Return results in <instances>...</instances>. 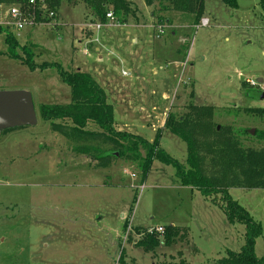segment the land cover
<instances>
[{
	"label": "rangeland",
	"instance_id": "374dc122",
	"mask_svg": "<svg viewBox=\"0 0 264 264\" xmlns=\"http://www.w3.org/2000/svg\"><path fill=\"white\" fill-rule=\"evenodd\" d=\"M128 1L135 16L126 25L97 30L91 12L74 0L61 4L55 22L21 31L6 18L14 4H0V27L32 49L36 64L90 74L113 107L117 131L152 142L169 114L179 117L192 103L215 108L214 123L231 127L244 148H262L264 140L255 134L264 132V118L245 110L264 109V96L244 83L264 81L259 0H236V8L205 0L197 25L191 15L160 12L157 3ZM204 19L207 27L200 25ZM159 27L164 33L157 39ZM7 51L1 32L0 92H28L37 122L0 130V264H216L227 251H240L244 227L227 222L221 196L206 199L181 186L174 169L157 161L142 182L130 157H112L105 165L97 160L112 153V145L66 137L41 120L38 106L68 104L70 89L55 68L31 72ZM160 147L185 163V144L167 130ZM228 194L261 225L254 250L264 257V190ZM170 226L187 233L172 245L160 236L153 251L136 245L149 230Z\"/></svg>",
	"mask_w": 264,
	"mask_h": 264
},
{
	"label": "trees",
	"instance_id": "16d2710c",
	"mask_svg": "<svg viewBox=\"0 0 264 264\" xmlns=\"http://www.w3.org/2000/svg\"><path fill=\"white\" fill-rule=\"evenodd\" d=\"M64 1L74 0H44V7L37 9V25L49 24L56 20ZM204 1L145 0V3L147 7L157 3L161 7L160 12L173 11L191 15L197 25L203 14ZM221 1L227 7H237L236 0ZM80 2L91 12L93 24L106 25L108 23L106 15L109 13L120 25H126L128 19L135 16V10H132L128 0H80ZM27 3L28 0H0V4H14L24 9ZM259 4L264 12V0H259ZM49 12L54 13V18L47 17ZM163 23V18L159 17L158 24ZM1 32L5 33L8 57L21 62L31 72L55 68L61 82L70 89L68 104L38 106L41 120L50 122L55 132L66 137L100 140L112 145L114 151L104 154L97 160L105 165L112 157L114 159L117 156L130 157L139 164L142 182L146 180L153 163L157 161L174 169L175 177L181 186L198 191L206 199L221 196L223 204L220 207L227 222L244 227V244L238 253L227 251L226 257L218 260L216 264H264V257H257L254 250L256 240L262 236L261 225L228 194L229 189L264 190V146L260 149L244 148L237 132L231 127L214 123L215 108L192 103L187 105L186 113L179 117L169 114L162 129L156 131L152 142L138 135L117 131L114 129L113 107L107 103L104 90L90 74L79 70L65 71L57 64H36L35 55L30 47L20 46L13 35L0 27ZM18 50H21V54ZM258 96H261V93L258 92L256 97ZM245 113L264 118V109H246ZM89 124L95 126L97 130H89L87 128ZM66 128L70 129L68 133ZM163 130H167L185 144L184 164L174 160L161 149L160 139ZM239 133L250 134L247 130ZM255 137L264 140V132L256 133ZM182 231L186 230L174 226L166 227L162 235L146 234L136 245L146 252L153 251L160 243V236L165 245H172L181 238ZM160 264L189 263L181 259L178 262Z\"/></svg>",
	"mask_w": 264,
	"mask_h": 264
},
{
	"label": "built area",
	"instance_id": "2783aa9c",
	"mask_svg": "<svg viewBox=\"0 0 264 264\" xmlns=\"http://www.w3.org/2000/svg\"><path fill=\"white\" fill-rule=\"evenodd\" d=\"M44 7V0H28L27 7L21 8L19 6H12L6 11V18L10 20L13 27L17 31H21L25 26H35L36 23V17H37V9H41ZM41 17V15H39ZM48 18L52 19L54 18V13L49 12L47 15ZM106 19L108 20L107 26H113L116 24V21L111 13L106 15ZM52 22H55L52 21ZM51 23V22H50ZM0 25H2L0 23ZM200 25L203 27H207L209 25L208 19H204L200 22ZM97 30L101 29V27H105L106 25L101 24H94L93 25ZM163 27H159L157 29V39L160 38V36L163 35ZM86 53V51H85ZM124 76H128L129 74H126L123 72ZM244 83L249 86L250 88L256 89L259 93L264 95V82H260L258 79H244ZM148 234H158L162 235L164 233L163 227L156 228L153 232L152 230H149L147 232Z\"/></svg>",
	"mask_w": 264,
	"mask_h": 264
},
{
	"label": "water",
	"instance_id": "95a60500",
	"mask_svg": "<svg viewBox=\"0 0 264 264\" xmlns=\"http://www.w3.org/2000/svg\"><path fill=\"white\" fill-rule=\"evenodd\" d=\"M263 96L261 94L260 98ZM36 122L35 106L28 92H0V130L31 126ZM250 134L253 135L254 131Z\"/></svg>",
	"mask_w": 264,
	"mask_h": 264
},
{
	"label": "crops",
	"instance_id": "0c3cea01",
	"mask_svg": "<svg viewBox=\"0 0 264 264\" xmlns=\"http://www.w3.org/2000/svg\"><path fill=\"white\" fill-rule=\"evenodd\" d=\"M132 43H133V44H134V43L136 44V40H135V39H132ZM95 50L98 52V51H99V48L97 47V48H95ZM98 58H99V60H101V59H102V56L99 55ZM258 80L261 81V82H264V81H263L262 79H260V78H259ZM255 245H256V244H255Z\"/></svg>",
	"mask_w": 264,
	"mask_h": 264
}]
</instances>
